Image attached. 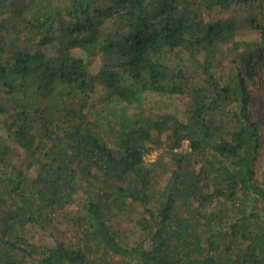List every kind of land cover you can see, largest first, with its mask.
<instances>
[{"label":"trees","instance_id":"obj_1","mask_svg":"<svg viewBox=\"0 0 264 264\" xmlns=\"http://www.w3.org/2000/svg\"><path fill=\"white\" fill-rule=\"evenodd\" d=\"M254 7V40L215 15ZM261 78L264 0H0V264H264ZM75 200V243L29 242ZM137 206L127 245L111 221Z\"/></svg>","mask_w":264,"mask_h":264},{"label":"rangeland","instance_id":"obj_2","mask_svg":"<svg viewBox=\"0 0 264 264\" xmlns=\"http://www.w3.org/2000/svg\"><path fill=\"white\" fill-rule=\"evenodd\" d=\"M55 5V4H54ZM257 11L254 8L250 11L249 8H241V9H234L229 12H226L224 14L223 12H215V15L218 17H226V18H234L237 23V31L241 36H244V38L248 39H256V34L253 33L249 29V20L252 19V17L257 15ZM99 67V59H94L92 61L91 70L92 73H96L97 69ZM222 71V70H221ZM262 88V89H261ZM251 93L253 94V101L255 105V113L257 114L258 118L261 121L262 126V145L263 148L261 150V159L259 164H262L264 161V80L261 78L258 80L257 85L255 87H252ZM103 96V90L101 89V86L98 84L96 88V93L94 94L91 103L97 104L99 100ZM188 100L187 97H181V96H159L156 94H146L145 99L142 103L143 110L147 113H150L149 115L151 117L159 116L161 114H168L178 119H183L184 111H185V103ZM263 102V103H262ZM166 135L163 136V139ZM188 150L187 142L183 143V146L181 149L177 150V152ZM172 155L170 152H167V150L163 147L160 149H156L146 155L145 159L147 162L157 161V159H163L165 162L163 166L167 163L172 162L171 160ZM23 165V164H22ZM171 167V163L169 165ZM165 183V178H162L161 176H155L154 184L158 188L162 187ZM156 194V193H155ZM157 196L161 197V191L157 193ZM75 198H80L79 196H75ZM81 199V198H80ZM84 199V197H83ZM81 205V202L79 200H75V205L72 207H65L59 211V213L56 215L58 216L60 214L61 222L59 231H56V229L49 232H44L36 227H30L28 226L25 231V236L29 240V242L37 245V246H43V245H50L51 240L56 238L60 242H65V244L70 245L71 243L76 242V235H75V226H74V220H76L75 212ZM81 208V207H80ZM79 208V210H80ZM129 210H126V212H119L114 216V219H112V227L118 237L121 238L123 242L127 245H132L134 243L136 234L134 232V223L132 222L133 219L137 218L138 216L146 215L145 211L142 207L137 206L135 210L132 211V213H129ZM148 216V215H146ZM74 219V220H73ZM94 251V250H93ZM105 259L109 260V262H113L116 264H134V261H128V260H122L118 256H110L108 255Z\"/></svg>","mask_w":264,"mask_h":264},{"label":"bare ground","instance_id":"obj_3","mask_svg":"<svg viewBox=\"0 0 264 264\" xmlns=\"http://www.w3.org/2000/svg\"><path fill=\"white\" fill-rule=\"evenodd\" d=\"M263 103V102H262Z\"/></svg>","mask_w":264,"mask_h":264}]
</instances>
